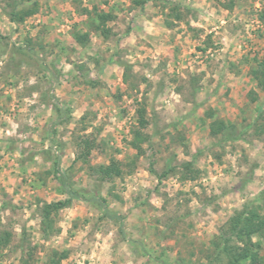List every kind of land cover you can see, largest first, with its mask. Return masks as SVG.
<instances>
[{
  "label": "rangeland",
  "instance_id": "obj_1",
  "mask_svg": "<svg viewBox=\"0 0 264 264\" xmlns=\"http://www.w3.org/2000/svg\"><path fill=\"white\" fill-rule=\"evenodd\" d=\"M261 62L264 0H0V264H226L212 240L264 192Z\"/></svg>",
  "mask_w": 264,
  "mask_h": 264
},
{
  "label": "trees",
  "instance_id": "obj_2",
  "mask_svg": "<svg viewBox=\"0 0 264 264\" xmlns=\"http://www.w3.org/2000/svg\"><path fill=\"white\" fill-rule=\"evenodd\" d=\"M37 12V8H31L28 11L18 12L13 11L11 18L14 21H23L26 17L32 16ZM101 23H104L109 16H100ZM181 16L177 15L176 19L181 20ZM262 19V18H261ZM167 27H173V24L166 23ZM84 38V37H83ZM257 84L261 89H264V62H261L259 70L256 71ZM147 111L143 106L137 109V126L132 130V140L130 142L131 147L137 151L138 155L144 152L143 145L149 142V137L145 134L144 130L148 127L149 122L147 120ZM227 129L224 122L217 121L211 125L212 135H221ZM226 140H231L230 136H226ZM85 144L83 152L78 158L86 156L89 150L92 149L93 144L89 141H83ZM81 144V147L83 146ZM85 153V154H84ZM188 176L185 180L196 179L197 173L192 170L191 164H187ZM97 172L103 180H112L116 177H121L124 173L121 164L112 160L106 166H100ZM62 179H66L63 174ZM65 193L69 196V200L57 203H46L42 208L43 223L45 225L44 231L51 233L53 229L54 221L53 215L59 213V211L66 207L70 200L78 198V195L70 192L68 186L63 184ZM255 203H249L242 211H237L231 216L226 226L220 230L219 235L212 240L211 246L215 251V256L218 258L224 257L226 264H264V257H262L261 250L264 248V212L262 213V207H264V192L260 195ZM259 236L260 241L254 242V237ZM10 234L8 232L2 233L0 231V253L1 250L7 247L10 241ZM51 264H61L66 259L67 255L62 254L59 256L57 253L53 255ZM177 264H184L177 262Z\"/></svg>",
  "mask_w": 264,
  "mask_h": 264
}]
</instances>
